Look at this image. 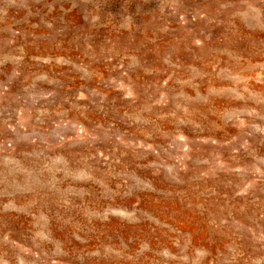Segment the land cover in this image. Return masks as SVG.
<instances>
[{
	"label": "rangeland",
	"instance_id": "obj_1",
	"mask_svg": "<svg viewBox=\"0 0 264 264\" xmlns=\"http://www.w3.org/2000/svg\"><path fill=\"white\" fill-rule=\"evenodd\" d=\"M0 264H264V0H0Z\"/></svg>",
	"mask_w": 264,
	"mask_h": 264
}]
</instances>
